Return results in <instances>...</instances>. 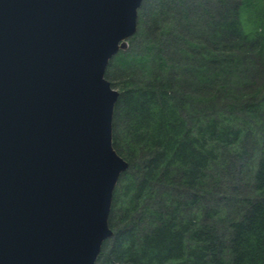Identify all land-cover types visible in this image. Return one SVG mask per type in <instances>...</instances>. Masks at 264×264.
Returning <instances> with one entry per match:
<instances>
[{
    "label": "trees",
    "instance_id": "obj_1",
    "mask_svg": "<svg viewBox=\"0 0 264 264\" xmlns=\"http://www.w3.org/2000/svg\"><path fill=\"white\" fill-rule=\"evenodd\" d=\"M146 2L105 75L129 168L96 264H264V0Z\"/></svg>",
    "mask_w": 264,
    "mask_h": 264
},
{
    "label": "water",
    "instance_id": "obj_2",
    "mask_svg": "<svg viewBox=\"0 0 264 264\" xmlns=\"http://www.w3.org/2000/svg\"><path fill=\"white\" fill-rule=\"evenodd\" d=\"M144 0H0V264H96L129 163L110 61Z\"/></svg>",
    "mask_w": 264,
    "mask_h": 264
},
{
    "label": "rangeland",
    "instance_id": "obj_3",
    "mask_svg": "<svg viewBox=\"0 0 264 264\" xmlns=\"http://www.w3.org/2000/svg\"><path fill=\"white\" fill-rule=\"evenodd\" d=\"M151 4H152V0H147L146 5H151ZM134 36H135V35H134ZM134 36H133V37H134ZM129 47H130V43H129ZM129 47H128V48H129ZM127 50H128V49H127ZM120 52H121V51H120ZM120 52H119V53H120ZM117 55H118V54H117ZM117 55H116V56H117ZM115 89H117V88H115ZM117 90H118V89H117ZM118 91H119V90H118Z\"/></svg>",
    "mask_w": 264,
    "mask_h": 264
}]
</instances>
